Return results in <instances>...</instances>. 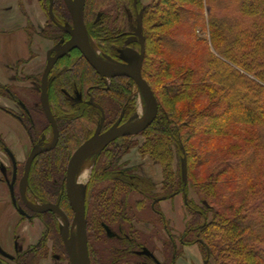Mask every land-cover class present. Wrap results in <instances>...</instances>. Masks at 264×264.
Listing matches in <instances>:
<instances>
[{"label":"trees","instance_id":"obj_1","mask_svg":"<svg viewBox=\"0 0 264 264\" xmlns=\"http://www.w3.org/2000/svg\"><path fill=\"white\" fill-rule=\"evenodd\" d=\"M46 1L40 0L48 15L42 35L56 43L61 38L68 40L62 21H54V29L48 32L51 15ZM121 1H126V8ZM137 4L146 49L142 73L160 105L154 121L142 131L146 141L140 152L161 164L163 192L157 194L154 184L139 176L135 168L122 171L124 156L137 145L128 142L131 136L105 146L97 156L85 197L88 236L93 230L96 240L115 241L122 249L91 250L89 244L91 262L142 264L136 260V250L146 242L139 239L141 230L133 224L138 211L158 196L187 195L191 185L209 208L187 199L192 220L180 238V248L176 240L166 241L165 260L155 258L150 263L177 264L184 246L198 244L206 264H264V0H153L147 6ZM230 6L253 21L246 24L244 18L217 14V7ZM64 9L60 0H55L54 14L70 20ZM127 11L136 15L134 0H87L89 34L97 40L105 36L110 48L123 45ZM98 13L101 18L94 22ZM202 30L208 37L200 35ZM114 35L121 37L115 40ZM172 42L178 43V50L171 47ZM135 84L131 77L113 76L108 85L106 76L77 47L58 58L49 74L48 98L57 118L59 141L32 160L28 191L33 198L58 204L71 222L74 211L65 183L70 159L95 134L102 110L106 121L112 119L113 124L128 110ZM0 94L22 102L12 86L0 83ZM44 116L38 125L31 118L23 119L33 144L50 133L52 123ZM126 120L127 113L123 123ZM0 145L9 152L1 138ZM182 158L186 159V178ZM135 194L141 198L134 201ZM16 205L20 207L18 200ZM157 205L149 204V208L165 223ZM54 212L29 209L30 216L41 217L46 229L36 245L17 255L18 264H39L49 255L48 240H61ZM113 228L118 237H110Z\"/></svg>","mask_w":264,"mask_h":264},{"label":"crops","instance_id":"obj_2","mask_svg":"<svg viewBox=\"0 0 264 264\" xmlns=\"http://www.w3.org/2000/svg\"><path fill=\"white\" fill-rule=\"evenodd\" d=\"M47 24L48 16L40 0H0V83L12 86L16 93L28 88L42 89V80L38 86L37 78L43 77L50 61L61 52L56 42L42 35ZM22 104L0 94V138L18 165L26 164L33 150L31 136L17 114ZM138 149L136 147L126 154L123 162L150 178L156 193L163 192L162 166L158 161L140 155ZM10 153L0 146V248L10 255L6 257L0 253V264H18L17 255L36 245L46 229L39 216L28 215L13 202ZM159 201L166 218L181 230L186 196L178 194L172 198L162 197ZM184 256L179 258L178 264H182ZM39 264L68 262L50 254Z\"/></svg>","mask_w":264,"mask_h":264},{"label":"rangeland","instance_id":"obj_3","mask_svg":"<svg viewBox=\"0 0 264 264\" xmlns=\"http://www.w3.org/2000/svg\"><path fill=\"white\" fill-rule=\"evenodd\" d=\"M51 1L52 0L46 1V7L48 10L50 9ZM138 1L142 5L147 6L153 0H134V4H135V8H136V15L133 16V14H131L127 11V17L125 19V24H126L125 25V28H126L125 33L126 34L123 33L121 35V36H123L122 37L123 45H120V46L114 45L113 47L110 48L105 44L106 42H104V40L106 39L105 36L101 35L100 40L94 39L89 34V30H88L89 43L91 44V46L95 49L97 54L104 61H106L107 63L112 65L114 68H120L121 66L127 65V62L123 59L124 50H126L127 48H134L138 51H141V42H142V40L144 41V36H143V38H141L139 31H138L139 20L142 16L141 11L138 9L139 8L138 4H137ZM60 2L64 6V8L68 12V14L71 16V18L69 20L67 16L64 19L61 16L57 17L54 14L55 0H53V16L50 17L51 18V25H50L48 32H51L52 29H54L53 22L58 21V20L63 22L62 27L64 29L66 27L73 26V18H72L70 7L74 6L75 0H60ZM121 2H123L122 4L124 6L126 5L125 6V8H126L127 7L126 1H121ZM169 6L172 8V5H169ZM216 12L219 16L230 15L231 18H244L236 10V8H234L232 6H230L229 8L217 7ZM45 13H46V11H45ZM46 15H47V13H46ZM100 18H101L100 13H98L96 15V17L94 18V20H95L94 22L99 21ZM244 19H245L246 24H250L253 21V20L248 19V18H244ZM50 29H51V31H50ZM200 35L202 37H208L207 32L203 31V30H202V32H200ZM121 36L117 35V37H119V38ZM114 37H115V35H114ZM46 38H48V37H46ZM119 38H116L115 40H117ZM48 39H50V38H48ZM70 39H71V35L69 34L68 40L61 38L60 41H58L57 44L59 45L60 51L68 50L72 46ZM170 45H172L171 47H173L177 50L180 47L178 45V43H174V42H172ZM62 47H65V49L62 50ZM110 51H115V52H114V54L113 53L111 54ZM41 80H42V77L37 78L38 86H40ZM106 82L108 85H110L111 77L106 76ZM135 83L136 84H135V87L133 89L134 91L130 96V104L128 105L129 108L127 110L128 112L126 110H123L121 112V114L124 112V116L127 113V120L124 123L125 125L136 123V122L142 120L145 117V113H146L147 108L149 106V100H148V97L145 94L144 90L136 81H135ZM17 96H19V98L22 99V102H23L21 109H19L18 113H17L19 115L20 119L22 120V122H23V119L26 120L28 118H31V119H33L32 121L33 122L35 121V124L38 125V123H39L38 119H40V116H42V115L44 116V114H45V116L48 117L46 110H45V107H44V104H43V102L45 103V101L43 100V96H42V92H41L40 87L38 89H33V88L25 89L20 94L17 93ZM46 106L49 109V112L51 113L54 120L57 122V118L52 111V108L50 106L49 101H47ZM39 111L44 112V114L40 113ZM158 111H160V105H159ZM102 115H103V111H102ZM101 120L102 119H100V122H101ZM106 122H108V121H106V114H105L104 126L109 128L113 124L112 119H110V122H108V123H106ZM30 123L28 122L29 125H30ZM51 136H53V137H51ZM129 136H131V137L128 139V142H130V143L135 142V143H137V145L134 146L133 148H131L128 153H130L136 147L139 148L138 150L140 152V147H141V145H143L145 143L146 136L144 134H142V132L135 134V135H129ZM47 137L52 138V140H49ZM54 137H55V129H54V126L51 125L50 133H48L47 135L43 134L41 136V139L37 143L33 144V150L41 148V147H45V146L51 144L52 141L54 140ZM122 138L123 137H120L117 139L119 140V142L125 141ZM110 142H112V141H110ZM99 153H96L95 155H93L89 158L83 157L80 161L79 166H78L77 186H78V189H80L84 192L85 197H86V192L88 191V184L90 183V181L92 179V173H93V170H94V167H95V164L97 161V156L99 155ZM140 155H142L141 152H140ZM146 156L150 157L149 155H146ZM151 159L154 160L153 158H151ZM155 161H157V160H155ZM178 162H179L178 160L175 162V167H177V164H179ZM120 164H121V166H123L122 171H124V172L128 171L129 169L134 168V167L127 166V164L125 162H123V160ZM181 164H182V173H183V158L181 159ZM25 165H26L25 163L18 165L17 181L14 184V188H15V194L17 195L16 196V202L18 200V204L20 205V207H22L23 210L25 209L24 211L29 215V209H32V208H30L29 206H27L25 204V202L22 198L21 191H20V181L23 178ZM12 173H13V171H12ZM137 173H138V171H137ZM82 175H83V177H81ZM138 175L141 177L147 178L145 176L140 175L139 173H138ZM9 176L11 177V175H9ZM163 178H164V174H163ZM12 179H13V176H12ZM147 179H149L152 182V180L150 178H147ZM185 180L187 181V179H185ZM28 189H29V180H28V185L25 189V195H26V198L28 199V201L31 204H33L34 206L43 207L47 204H51V203H42L38 200V198H36V197L33 198L30 195ZM157 194H162V192L157 193ZM181 194H183V193H181ZM187 196H188L187 197L188 200H193L197 205L202 206L203 208H209L207 202L203 201L201 199V196L197 193V191L191 185L188 186ZM138 197L141 198L139 195L135 194V196H133L134 201ZM160 198H162V197L158 196L154 201H152V203L149 202L148 204L145 205L144 208L140 209L138 211V215L135 218V221L133 222L136 229L141 230V231H138L140 233L139 239L146 242V246H145V247H147L146 250L150 251V255L152 254L154 256V257L150 256V255L143 256V255H138V253H136V260H139L140 262H142V264H153L152 262L150 263V259L155 261V257L157 260H159V262H163L165 260V256H164L165 254H164L163 249H164V242H166V241L168 243L170 241H173V239L176 240L175 241L176 246L179 249L180 248V238H181V236L184 235V233L187 230L189 223L192 220V215L189 213L188 205L186 203V206H183V212L185 213V219L183 218L184 223L182 224L183 228H181V230H178L173 225L174 223L173 222L171 223V221L167 218L165 219V223L162 222L159 219V217L152 211V209L149 208V204L152 206H154L155 204H158L157 205L158 208L162 210V207H161V204L159 201ZM32 210H34V209H32ZM62 210H64V209H62ZM64 212H65V210H64ZM162 212H163V210H162ZM73 213L74 214L71 217V222H70V224H71L70 232L67 234V238L72 240L75 243L76 238L78 236L80 237V233H79V227H78L76 217H75V212H73ZM54 214L56 216L57 221L59 222L61 240L56 242L55 240H53V237H51L52 235L50 236L51 238H50V240H48L49 255L50 254L55 255L56 257L61 258L62 260H65L68 262V264H70L69 254H68V251L66 248L64 237H63V234L66 235V233H65V220L59 212L55 211ZM209 218L210 219L212 218L211 212H210ZM92 232L94 233L93 230H92ZM92 232H89V244H90L91 250L98 248V249H106L107 251L114 252V250L118 251V250L122 249L119 246L120 244L116 243L115 241H109V240H105V239H101L99 241L96 240V237H94V234ZM111 236L112 237H118V233L116 232L115 228L110 230V237ZM54 247L56 249H54ZM142 247L143 246H141L140 248L143 250ZM141 249H139V250H141ZM183 251L185 253V254L183 253L185 256L182 254V256H184L183 260L181 258V260L183 261V262L181 261L182 264H204L206 261L202 255L200 246L198 244L186 245L183 247ZM90 264H92L91 258H90Z\"/></svg>","mask_w":264,"mask_h":264},{"label":"water","instance_id":"obj_4","mask_svg":"<svg viewBox=\"0 0 264 264\" xmlns=\"http://www.w3.org/2000/svg\"><path fill=\"white\" fill-rule=\"evenodd\" d=\"M86 2L87 0H75L74 6L70 7L72 18H73V26L66 27L65 30L71 35L70 42L72 43V46L68 50L61 51L57 56H55L50 61L48 67L46 68L43 74V77H42L43 100L45 101V97H46L47 101H49L47 80H48V76L50 74V71L53 65L55 64V62L58 60V58L61 55L77 47L81 50V52L83 53L85 58L89 61V63L101 75L108 76V77L128 76V77L133 78L142 87L145 94L147 95L149 104L151 106V110H150V113L146 117H144L142 120H140L137 124L133 126L125 125L123 123V120H124V112H123L119 116V118L114 122V124L106 130H104L105 112L104 110H102L103 111L102 120L99 123L95 134L92 135L90 138H88L84 143H82L73 153L70 159L69 165H68L65 183H66V188H67L68 199L75 212V217H76V221H77V224L79 227V233H80V250L76 254L71 251L69 244H68L67 234L70 232L71 224H70L67 214L61 209V207L58 204H47L43 207H37L31 204L25 195V189L28 185V177H29V171H30L32 160L39 153L54 148L59 141V128L57 126V123L52 117L51 113L49 112V109L46 106L47 105L46 102L45 103L43 102L47 116L50 119L52 125L54 126L55 137L51 144L45 147L34 149L31 152L26 162V165H25L23 178L20 181V191H21L22 198L25 204L29 206L30 208L38 212L57 211L63 216L65 220V233H66V235L63 234V237H64L66 248L69 254L70 264H85L86 261L90 264L88 220H87L86 206H85V195L82 190L79 189L77 191L78 166L80 164V161L84 153L86 152L88 148H90L92 145H94L97 142L108 140V142L105 145L107 146V144L114 139L124 137V136H129V135H135V134L142 132L154 121V119L156 118L158 114V110H159V104H158L157 97L154 93V90L152 89L148 81L144 78L143 73H142L143 61H144L145 53H146L145 42L143 40L141 42V51H138L134 48H127L126 50H124L123 59L127 62V65L121 66L120 68H108L104 66L100 62V60H98V58L92 53L89 47V35H88L87 25L85 22ZM49 13L51 16H53V0L51 1ZM138 31H139L140 37L143 38L142 17L139 20ZM105 146L102 149H104ZM11 158L13 160V179H12V185L10 187V190H11L12 199L14 202H16L14 184L17 181L18 163L12 155H11ZM183 173L186 178L187 164H186L185 158L183 159ZM0 253L6 257H10V255L4 250H2V248H0Z\"/></svg>","mask_w":264,"mask_h":264},{"label":"bare ground","instance_id":"obj_5","mask_svg":"<svg viewBox=\"0 0 264 264\" xmlns=\"http://www.w3.org/2000/svg\"><path fill=\"white\" fill-rule=\"evenodd\" d=\"M89 47H90L92 53L98 58V60H100V62H101L104 66H106V67H108V68H114L112 65H110L109 63H107L106 61H104V60H103V59L97 54V52H96L95 49L91 46L90 43H89ZM63 49H65V47H62V50H63ZM45 102H46V104H47V98H46V97H45ZM150 110H151V106H150V104H149V106H148V108H147V111H146V113H145V117L150 113ZM138 122H139V121H138ZM138 122H136V123H132V124H129V125H130V126H133V125L137 124ZM107 142H108V140H103V141H100V142L95 143L94 145H92L90 148H88V149L86 150V152L84 153L83 157H88V158H89V157L95 155L96 153L100 152V151L102 150V148L106 145ZM83 157H82V158H83ZM81 177H83V175H82ZM78 190H79V189H78V187H77V191H78ZM68 244H69V247H70L71 251L77 254V253L79 252V250H80V237L78 236V237L76 238L75 243H74L72 240L68 239ZM85 264H89V263L86 261Z\"/></svg>","mask_w":264,"mask_h":264},{"label":"flooded vegetation","instance_id":"obj_6","mask_svg":"<svg viewBox=\"0 0 264 264\" xmlns=\"http://www.w3.org/2000/svg\"><path fill=\"white\" fill-rule=\"evenodd\" d=\"M142 248H143V250L142 249L141 250H136V253H138V255H143V256L150 255V251L146 250L147 247L143 246ZM150 256H153V255L151 254Z\"/></svg>","mask_w":264,"mask_h":264}]
</instances>
